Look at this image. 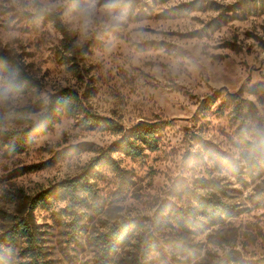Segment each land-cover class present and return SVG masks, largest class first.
<instances>
[{
  "label": "rangeland",
  "instance_id": "rangeland-1",
  "mask_svg": "<svg viewBox=\"0 0 264 264\" xmlns=\"http://www.w3.org/2000/svg\"><path fill=\"white\" fill-rule=\"evenodd\" d=\"M107 3L85 28L86 0H0V53L29 76L14 89L0 74V264L31 259L24 237L10 239L19 219L47 264H264V157L252 168L241 147L264 136V0ZM64 88L85 111L64 112L13 151L42 115L35 106ZM86 112L125 130L154 126L157 148L126 155L125 131L92 128ZM71 180L73 199L40 201ZM199 199L223 203L221 213ZM118 228L124 239L109 255L103 242ZM150 236L158 249H146ZM178 237L183 251L170 246Z\"/></svg>",
  "mask_w": 264,
  "mask_h": 264
},
{
  "label": "trees",
  "instance_id": "trees-1",
  "mask_svg": "<svg viewBox=\"0 0 264 264\" xmlns=\"http://www.w3.org/2000/svg\"><path fill=\"white\" fill-rule=\"evenodd\" d=\"M179 8H172L168 13H175V10ZM44 19L54 22L65 34L66 38H69V32L65 29L60 18L47 11H40L38 13ZM0 74L8 75L9 77H15L16 80L12 83L14 89H18L29 79V76L25 73L23 67L19 62L14 60L12 57L0 53ZM36 111L42 110V115L37 123L33 124L29 129L18 132L16 135L18 137L13 138L12 144H16V147L13 151H22L24 149L25 141L31 140L32 137L38 135L39 131L49 128L54 122L60 119L61 114L64 112L69 115H76L78 113H83L85 109L83 108L82 98L79 93L75 90L64 88L58 93L51 96L50 101L47 104H38L35 106ZM17 114L21 117L24 116L23 110H18ZM84 123L92 128H101L105 130H110L115 133H121L125 131L121 136L120 140L117 143L119 150L124 152L126 155H129L133 158L141 157L146 150H154L157 148V128L151 126L147 123H140L129 130H125L123 126L116 123L110 118L102 117L99 115H94L86 112L84 114ZM241 147L245 149L244 158L249 163L250 167H254L257 163L256 157H264V136L260 137L257 142L243 140ZM232 169V172L236 175H240L243 172V167H237V165H231L229 167ZM118 169V168H116ZM80 188V184L77 180L64 181L60 184L59 189L49 190L46 194H42L40 201L48 198L49 195H58V200L65 201L71 195L72 199L76 191ZM203 203V207L206 211L211 208L212 213H221L223 203L218 202H207L203 199H199ZM220 211V212H219ZM10 214H4L7 216ZM181 220V219H180ZM18 224L15 229H13L12 234H10V239L15 237H24L27 242V255L31 257L28 261V264H47L46 258L43 252H38L36 248V243L34 241V233L30 229L27 219L17 220ZM112 235V236H110ZM108 235L112 237L111 240L106 238L104 244L109 248V255L113 253L116 248L119 247V243L123 241V232L118 230L114 231L112 234ZM167 241V240H166ZM168 242V241H167ZM171 247L176 248L177 251L184 250V239L178 237L174 240ZM147 250H156L160 247L159 242L153 236H150L148 241L145 243ZM233 260V259H232ZM230 263V262H229ZM230 264H263L262 262H255L252 260L246 259H235L234 262Z\"/></svg>",
  "mask_w": 264,
  "mask_h": 264
},
{
  "label": "clouds",
  "instance_id": "clouds-1",
  "mask_svg": "<svg viewBox=\"0 0 264 264\" xmlns=\"http://www.w3.org/2000/svg\"><path fill=\"white\" fill-rule=\"evenodd\" d=\"M121 0H108V3L105 5L109 9H115L119 6ZM98 0H86L85 6L81 10V14L85 21V28L91 23L92 17L95 14ZM121 17L118 15H112L110 26L118 27L121 22Z\"/></svg>",
  "mask_w": 264,
  "mask_h": 264
}]
</instances>
